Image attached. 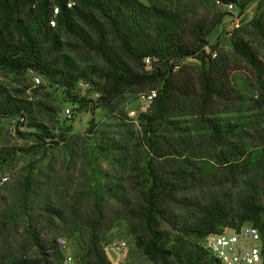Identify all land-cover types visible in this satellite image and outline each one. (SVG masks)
<instances>
[{"label":"rangeland","instance_id":"1","mask_svg":"<svg viewBox=\"0 0 264 264\" xmlns=\"http://www.w3.org/2000/svg\"><path fill=\"white\" fill-rule=\"evenodd\" d=\"M136 1L178 11L186 29L194 23L212 25L203 49L212 60L224 59L227 70L223 79L229 90L228 98L215 99L206 114L230 127L227 145L220 147L226 153L240 154L245 164L244 169L233 172L234 184L228 182V172L217 162L218 149L196 115L200 60L189 57L177 62L172 69L174 89L166 113L168 122L156 125V134L165 138L158 139L157 152L164 156H156L154 167L162 168L163 175L178 184L179 190V202L166 207L165 217L170 215L182 225L195 206L216 204L227 197L230 216L215 222L211 230L229 232L243 224H254L243 219V210L252 203L264 210V108H252L251 100L257 93L255 78L244 60L232 52L231 42L237 36H247L244 32L261 13L264 0H233V12L215 0ZM220 15L222 19L216 23ZM236 16L240 18L237 27L232 22ZM91 35L88 42L94 43ZM61 40V53L71 64L72 76L77 75L71 87L32 69L11 72L0 67L3 94L33 103L23 123L14 117L0 118V264H11L17 258H41L27 233L29 225H36L43 233L50 262L55 260V251L60 258L53 238L63 235L75 264H85L88 222L97 218L98 246L110 264H152L136 243L132 211L141 203L147 187L145 163L150 156L141 136L139 116L150 111L151 103L142 95L149 89L157 95L161 83L137 85L108 101L100 99L98 92L106 85L101 58L81 39L62 33ZM252 46L264 59L263 42L255 40ZM144 63L148 71L156 66L150 61ZM33 75L39 76L37 85ZM80 79H86L87 85L75 86ZM64 107L71 108V117L58 114ZM36 124H43L50 132L53 139L45 140L49 143L37 139L40 129ZM173 169H179L187 180H174L166 174ZM2 177L7 179L2 181ZM157 226L168 231L167 247L178 243L180 230L170 229L161 218H157ZM183 237L188 248L195 242L205 249L204 235ZM122 241L126 245L117 249Z\"/></svg>","mask_w":264,"mask_h":264},{"label":"trees","instance_id":"2","mask_svg":"<svg viewBox=\"0 0 264 264\" xmlns=\"http://www.w3.org/2000/svg\"><path fill=\"white\" fill-rule=\"evenodd\" d=\"M69 1L73 2L70 7L67 5ZM53 5L58 7L54 16ZM260 7H263L261 13L251 20L250 28L244 32L247 36H237L231 42L232 52L244 60L255 78L257 93L251 104L256 110L264 108V59L252 46L255 40L264 45V3ZM51 18L55 19L54 26L49 24ZM221 19L222 15L216 23ZM186 26L178 11L165 6H147L136 0H0V67L11 72L32 69L66 88L71 87L77 75L72 76L71 64L67 62L66 54L61 53L63 33L83 40L101 58V71L106 85L103 92H98L100 99L108 101L121 91L137 85L161 83L158 94L151 101L150 111L139 116L141 136L145 139L150 156L145 163L147 187L142 192L141 203L132 211L136 221L133 228L136 243L152 264H219L212 256L206 259V250L195 242L188 248L183 236H203L212 231L215 222L227 219L231 213L229 200L225 197L216 204L195 206L182 225L170 215L165 217L166 207L179 202V190L178 184L169 182V176L163 175L162 168L154 167L156 156H164L163 152H157L158 139L165 138L164 135L156 134V125L168 122L166 113L174 89L172 69L177 62L189 57L200 60L202 67L198 75L196 115L218 149L217 162L228 172V182L234 184L233 172L245 168V164L240 161V154L233 155L229 151L230 155H227L221 148L227 145L226 136L231 133L230 127H224L217 119L206 114L210 106L215 104V99L228 98L229 90L223 79L227 70L224 59L219 57L212 60L211 55L203 49L212 25L194 23L188 29ZM91 34L95 37L94 43L88 42L87 36L92 37ZM146 57L152 65L156 63L151 71L144 68ZM78 83L79 80L75 86ZM32 104L21 96L3 94L0 88V118L14 117L18 123H23L26 111H30ZM37 126L40 129L37 139L49 143L45 140L53 139L50 132L43 124ZM166 174H170L174 180H187L179 169ZM263 212L261 205L249 204L243 210V219L258 225L264 264ZM157 218L169 223L170 229L180 230L181 234L175 238L177 244L173 245L174 242L166 246L168 231L158 229ZM88 223L85 264H110L98 246L99 218ZM27 233L32 245L41 253V258H17L11 264H59L60 258L56 251L53 252V262L47 257L48 247L43 245V233L36 225H29Z\"/></svg>","mask_w":264,"mask_h":264},{"label":"built area","instance_id":"3","mask_svg":"<svg viewBox=\"0 0 264 264\" xmlns=\"http://www.w3.org/2000/svg\"><path fill=\"white\" fill-rule=\"evenodd\" d=\"M215 3L230 12H233L235 9V6L231 1L222 3L220 0H215ZM72 4V1L67 3L69 7ZM57 12L58 7L53 5V16ZM239 19L240 18L236 16L232 20L236 27L238 26ZM49 24L54 26L55 19L51 18ZM148 61L149 58L146 57L145 62ZM39 82V76L33 75V84L37 85ZM79 84L80 86L87 85V82L80 81ZM155 96V90L149 89L142 95V99L146 103H151ZM58 114L63 118H69L72 115V110L69 107H64L58 111ZM6 179L7 177H2V181H5ZM53 243L60 252L59 264H75L74 256L69 248V241L65 236H55L53 238ZM125 245V242L122 241L117 244L116 248L120 249ZM204 247L208 254L214 257L219 264H263L261 234L259 229L252 223L243 224L229 232L210 231L204 235Z\"/></svg>","mask_w":264,"mask_h":264}]
</instances>
